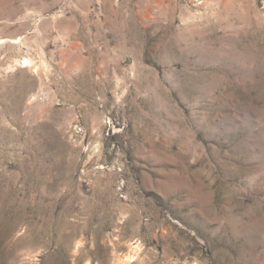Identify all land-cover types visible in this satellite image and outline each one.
Returning a JSON list of instances; mask_svg holds the SVG:
<instances>
[{
  "label": "rangeland",
  "instance_id": "rangeland-1",
  "mask_svg": "<svg viewBox=\"0 0 264 264\" xmlns=\"http://www.w3.org/2000/svg\"><path fill=\"white\" fill-rule=\"evenodd\" d=\"M0 264H264V0H0Z\"/></svg>",
  "mask_w": 264,
  "mask_h": 264
},
{
  "label": "bare ground",
  "instance_id": "bare-ground-1",
  "mask_svg": "<svg viewBox=\"0 0 264 264\" xmlns=\"http://www.w3.org/2000/svg\"><path fill=\"white\" fill-rule=\"evenodd\" d=\"M120 261V260H119Z\"/></svg>",
  "mask_w": 264,
  "mask_h": 264
}]
</instances>
